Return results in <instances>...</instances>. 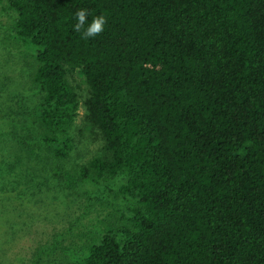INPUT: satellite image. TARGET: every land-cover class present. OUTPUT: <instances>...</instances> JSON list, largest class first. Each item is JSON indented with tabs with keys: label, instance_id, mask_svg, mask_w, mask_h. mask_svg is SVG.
Listing matches in <instances>:
<instances>
[{
	"label": "trees",
	"instance_id": "obj_1",
	"mask_svg": "<svg viewBox=\"0 0 264 264\" xmlns=\"http://www.w3.org/2000/svg\"><path fill=\"white\" fill-rule=\"evenodd\" d=\"M5 3L14 14L5 41L30 60L38 97L27 123L13 125L65 159L79 106L70 78L80 75L87 127L103 141L77 176L59 170L66 187L93 190L39 256L264 264V0ZM80 8L89 22L106 18L100 35L73 30Z\"/></svg>",
	"mask_w": 264,
	"mask_h": 264
},
{
	"label": "rangeland",
	"instance_id": "obj_2",
	"mask_svg": "<svg viewBox=\"0 0 264 264\" xmlns=\"http://www.w3.org/2000/svg\"><path fill=\"white\" fill-rule=\"evenodd\" d=\"M13 16L5 0L0 2V264H62L59 249L41 256L38 250L83 211L93 185L66 187L58 172L77 176L79 167L101 151L103 141L87 127L83 100L88 88L80 75L69 77L79 106L69 130L73 148L65 159H54L31 130L20 126L27 123L24 110L38 97L28 92L30 60L5 41ZM19 137L27 142L20 143Z\"/></svg>",
	"mask_w": 264,
	"mask_h": 264
},
{
	"label": "clouds",
	"instance_id": "obj_3",
	"mask_svg": "<svg viewBox=\"0 0 264 264\" xmlns=\"http://www.w3.org/2000/svg\"><path fill=\"white\" fill-rule=\"evenodd\" d=\"M89 11L85 8H80L74 13L76 23L73 25V30L81 33L82 38L89 39L100 35L107 23L103 15L93 16L91 21H88Z\"/></svg>",
	"mask_w": 264,
	"mask_h": 264
}]
</instances>
